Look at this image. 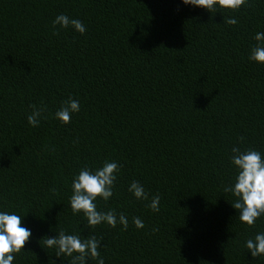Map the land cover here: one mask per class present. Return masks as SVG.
<instances>
[{
    "label": "trees",
    "instance_id": "obj_1",
    "mask_svg": "<svg viewBox=\"0 0 264 264\" xmlns=\"http://www.w3.org/2000/svg\"><path fill=\"white\" fill-rule=\"evenodd\" d=\"M60 14L86 31L54 29ZM258 32L264 0L213 12L182 0H0V212L32 232L13 264H68L42 239L60 230L102 238L105 264H264L246 248L264 216L242 223L223 190L238 175L233 147L264 157V64L249 60ZM69 99L80 110L64 124L55 113ZM31 105L45 108L36 127ZM105 161L121 167L97 210L123 213L127 230L87 228L70 207L79 171Z\"/></svg>",
    "mask_w": 264,
    "mask_h": 264
},
{
    "label": "clouds",
    "instance_id": "obj_2",
    "mask_svg": "<svg viewBox=\"0 0 264 264\" xmlns=\"http://www.w3.org/2000/svg\"><path fill=\"white\" fill-rule=\"evenodd\" d=\"M185 5L202 7L210 12L221 9L232 11L239 10L247 4V0H182ZM228 25H236L235 18H225ZM53 28L57 25L60 28H74L80 34L86 31L85 26L79 19L70 18L60 14L52 22ZM254 39L259 43L251 49L249 60L264 64V32L256 33ZM33 111L28 115V123L36 127L40 123V118L45 108H38L31 105ZM80 105L77 100L69 99L62 102L61 108L55 113V117L62 123L71 122L72 113L79 112ZM244 137H240V142ZM231 163L237 168L238 175L234 186H225L224 192H231L236 201L232 203L233 208L239 210V220L248 226H253L256 220L264 216V157L259 151L247 149L241 151L239 147L232 148ZM120 165L115 162L105 161L103 166L92 172L88 168H83L74 178L72 183L73 194L70 197V207L73 214L83 213L87 223L85 227L95 228L103 222L115 228L117 223L123 225V230L128 228V219L114 210L100 212L97 210L95 201L98 198L108 201L113 196V189L117 180V173ZM138 200H148V193L138 182L133 181L128 189ZM55 191V189H53ZM160 196H153L148 207L153 212H159ZM133 223L137 228H143L144 224L139 217H133ZM157 229H153L156 231ZM32 232L23 226L22 217L17 214L0 212V264H13L15 254L25 249L26 244L31 239ZM44 245L48 248L57 249L56 257H70L68 264H87L88 259L96 261V264H105L99 249L102 238L97 239L95 235L81 238V235L66 234L60 230L54 238L43 237ZM246 248L253 258L264 256V233H259L255 239L246 241ZM55 264V261H52Z\"/></svg>",
    "mask_w": 264,
    "mask_h": 264
}]
</instances>
